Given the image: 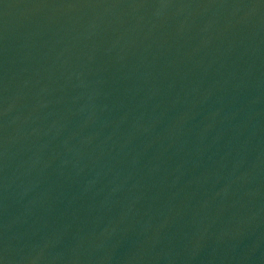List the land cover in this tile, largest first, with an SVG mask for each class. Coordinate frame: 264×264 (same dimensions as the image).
I'll use <instances>...</instances> for the list:
<instances>
[{"label":"water","instance_id":"1","mask_svg":"<svg viewBox=\"0 0 264 264\" xmlns=\"http://www.w3.org/2000/svg\"><path fill=\"white\" fill-rule=\"evenodd\" d=\"M0 264H264V0H0Z\"/></svg>","mask_w":264,"mask_h":264}]
</instances>
